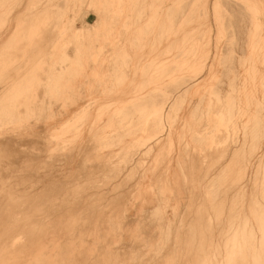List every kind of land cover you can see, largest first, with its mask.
I'll list each match as a JSON object with an SVG mask.
<instances>
[{
	"label": "rangeland",
	"instance_id": "obj_1",
	"mask_svg": "<svg viewBox=\"0 0 264 264\" xmlns=\"http://www.w3.org/2000/svg\"><path fill=\"white\" fill-rule=\"evenodd\" d=\"M250 205L264 0H0L1 263L210 264Z\"/></svg>",
	"mask_w": 264,
	"mask_h": 264
},
{
	"label": "bare ground",
	"instance_id": "obj_2",
	"mask_svg": "<svg viewBox=\"0 0 264 264\" xmlns=\"http://www.w3.org/2000/svg\"><path fill=\"white\" fill-rule=\"evenodd\" d=\"M42 18V17H41ZM38 24V23H37ZM23 28V27H22ZM16 32V31H15ZM22 32V31H21ZM17 34V33H16ZM14 35V34H13ZM87 52V51H86ZM19 53V52H18ZM23 53V52H22ZM28 53V52H27ZM17 55V54H16ZM17 57V56H16ZM32 59V58H31ZM21 68V67H20ZM15 71V70H14ZM21 72V71H20ZM15 73V72H14ZM12 74V73H11ZM8 78V77H7ZM29 80V79H28ZM19 85V84H18ZM30 86V85H29ZM18 87V86H17ZM37 95V94H36ZM44 104V103H43ZM14 106V105H13ZM19 106V105H18ZM15 107V106H14ZM31 110V109H30ZM22 112V111H21ZM40 116V115H39ZM222 132V131H221ZM229 136V135H228ZM219 140V139H218ZM224 146H226V145H224ZM218 149V148H217ZM209 152H211V151H209ZM208 152V153H209ZM220 152V151H219ZM231 152V151H230ZM218 154V153H217ZM205 155V154H204ZM196 156V155H195ZM200 156V155H199ZM224 156V155H223ZM229 156V155H228ZM212 157V156H211ZM141 158V157H140ZM206 158V157H205ZM215 160V159H214ZM222 160V159H221ZM206 161V160H205ZM232 161V160H231ZM202 162V161H201ZM234 162V161H233ZM5 163V162H4ZM216 163H218V162H216ZM201 164V163H200ZM230 164V163H229ZM232 164V163H231ZM238 164H240V163H238ZM55 165V164H54ZM213 165H215V164H213ZM241 165V164H240ZM240 165H237L238 167L240 166ZM206 166H207V164H206ZM209 167V166H208ZM232 167V166H231ZM203 168V167H202ZM205 168V167H204ZM228 168H230L229 166H228ZM233 168V167H232ZM208 169V168H207ZM210 169V168H209ZM235 169V168H234ZM239 169V168H238ZM202 170V169H201ZM200 170V171H201ZM236 170V169H235ZM89 171V170H88ZM207 171V170H206ZM239 171V170H238ZM237 171V172H238ZM234 172V171H233ZM203 173H204V171H203ZM205 173H207V172H205ZM231 173V172H230ZM240 173H241V171H240ZM26 174V173H25ZM96 174V173H95ZM114 174V173H113ZM190 174V173H189ZM208 174V173H207ZM205 175V174H204ZM241 175V174H240ZM79 176V175H78ZM77 176V177H78ZM94 176V175H93ZM206 176V175H205ZM227 177L229 176V175H226ZM231 176V175H230ZM98 177V176H97ZM101 177V176H100ZM231 177H229V179H230ZM234 178V177H233ZM237 178V177H236ZM235 178V179H236ZM39 179V178H38ZM97 180V179H96ZM227 180H228V178H227ZM233 180V179H232ZM37 181V180H36ZM98 181V180H97ZM229 182L231 181V180H228ZM70 182V181H69ZM86 183H87V181H85ZM103 182V181H102ZM106 182V181H105ZM235 182V181H234ZM74 183V182H73ZM115 183V182H114ZM58 184V183H57ZM251 184V183H250ZM250 184L248 183V186H247V188L248 187H250ZM45 185V184H44ZM79 184H77V186H78ZM245 185H246V183H245ZM67 186V185H66ZM33 187V186H32ZM65 187V186H64ZM240 187V186H239ZM53 188V187H52ZM51 189V188H50ZM54 191V190H53ZM223 191V190H222ZM228 191V190H227ZM4 192V191H3ZM59 192V191H58ZM52 193V192H51ZM67 193V192H66ZM11 194V193H10ZM13 194V193H12ZM41 194V193H40ZM3 196V195H2ZM41 196V195H40ZM60 196V195H59ZM80 196H81V194H80ZM226 196V195H225ZM57 197V196H56ZM100 197V196H99ZM49 198V197H48ZM87 198V197H86ZM20 199V198H19ZM56 199V198H55ZM69 199V198H68ZM89 199V198H88ZM120 199V198H119ZM17 200V199H16ZM35 200V199H34ZM54 200V199H53ZM234 200V199H233ZM14 201V200H13ZM66 201V200H65ZM101 201V200H100ZM12 202V201H11ZM21 202V201H20ZM45 202V201H44ZM60 202V201H59ZM228 202V201H227ZM237 202V201H236ZM24 203V202H23ZM249 203V202H248ZM14 204V203H13ZM38 204V203H37ZM45 204V203H44ZM49 204V203H48ZM60 204V203H59ZM232 204V203H231ZM64 205V204H63ZM16 206V205H15ZM24 206V205H23ZM80 206V205H79ZM12 207H14V205L12 206ZM25 207V206H24ZM4 208H6V207H4ZM9 208V210H10V212H12L11 210L13 209H10V207H8ZM15 208V207H14ZM28 208V207H27ZM85 208V207H84ZM106 208H108V207H106ZM20 209V208H19ZM9 210H7V211H9ZM19 211H21V209L19 210ZM33 211V210H32ZM44 211V210H43ZM52 211V210H51ZM56 211H58L57 209H56ZM105 211V210H104ZM1 212V211H0ZM10 212H8V213H10ZM24 212H25V210H24ZM28 211H26V213H27ZM36 212V211H35ZM45 212V211H44ZM44 212L42 213L43 215H44ZM250 212H251V214H250V216H253L252 217V219H254V221L257 223V231H258V233L256 234V235H251V237H249V238H245V237H242V236H239V237H242V238H240V240H235V242L233 241V242H230L231 244L230 245H228L229 246V248L227 249L225 246H224V248H223V250H224V254H220L219 256H218V259L217 260H215V261H217V262H214V261H210L209 263L210 264H264V205L263 206H255V207H251V205H250ZM15 213V212H14ZM23 213V212H22ZM30 213H31V211H30ZM33 213V212H32ZM47 213V212H46ZM62 213V212H61ZM70 213V212H69ZM78 213V212H77ZM80 213V212H79ZM81 213H83V211L81 212ZM23 214H25V213H23ZM22 214V215H23ZM29 214V213H28ZM28 214H27V218H28ZM36 214V213H35ZM35 214H33V215H31V216H34ZM0 215H2L1 213H0ZM9 215V214H8ZM21 215V216H22ZM37 215V214H36ZM40 215V214H39ZM38 215V216H39ZM46 215V214H45ZM58 215H60V214H58ZM119 215V214H118ZM3 216V215H2ZM4 216H6V215H4ZM26 216V215H25ZM25 216H23L22 218H24ZM42 216V215H41ZM40 216V217H41ZM53 216H56V217H59V216H57V212H56V215L54 214V215H52V217ZM93 216V215H92ZM114 216V215H113ZM120 216V215H119ZM204 216V215H203ZM221 216V215H220ZM1 217V216H0ZM12 217V216H11ZM30 217V216H29ZM37 217V216H36ZM44 217V216H43ZM46 217H47V215H46ZM50 217V216H49ZM75 217V216H74ZM21 218V219H22ZM34 218H35V216H34ZM42 218V217H41ZM40 218V219H41ZM69 218V217H68ZM71 218V217H70ZM3 219V218H2ZM2 219H0V220H2ZM36 219H38V218H36ZM47 219V218H46ZM52 219V218H51ZM50 219V222L52 221ZM53 219H55L54 217H53ZM108 219V218H107ZM4 220V219H3ZM9 220V219H8ZM27 220V219H26ZM30 220V219H29ZM32 220V219H31ZM48 220V219H47ZM56 220V219H55ZM72 220V219H71ZM22 221V220H21ZM24 221H25V218H24ZM36 221V222H35ZM35 221H33V222H35V223H37L38 224V222L40 223V221H38V220H35ZM44 221V220H43ZM46 221V220H45ZM44 221V222H45ZM49 221V220H48ZM54 221V220H53ZM206 221V220H205ZM0 222H2V221H0ZM4 222V221H3ZM6 223H7V221H5ZM10 222V221H9ZM29 222V221H28ZM44 222H42L41 221V223L42 224H38L39 226H40V228H41V225H44ZM63 222V221H62ZM78 222V221H77ZM99 222H101V221H99ZM22 223H24V222H22ZM53 223V222H52ZM60 223V222H59ZM126 223V222H125ZM51 224V223H50ZM74 224V223H73ZM76 224V223H75ZM100 224V223H99ZM6 225V224H5ZM36 225V224H35ZM35 225H34V227H35ZM59 225V224H58ZM62 225V224H61ZM148 225V224H147ZM21 226V225H20ZM19 226V227H20ZM38 226V227H39ZM52 225H50L49 227H51ZM54 226V225H53ZM63 226V225H62ZM98 226H101V225H98ZM98 226H97V228H98ZM120 226V225H119ZM250 226V225H249ZM0 227H3V225H1L0 224ZM44 227H46V226H44ZM70 227V226H69ZM187 227H188V225H187ZM210 227V226H209ZM33 228V227H32ZM36 228V227H35ZM91 228V227H90ZM103 228H104V226H103ZM130 228H132V227H130ZM18 229V228H17ZM25 229V228H24ZM27 229V228H26ZM46 229H48V227L46 228ZM50 229V228H49ZM52 229H53V227H52ZM102 229V228H101ZM104 229H106V228H104ZM151 229V228H150ZM250 229V228H249ZM3 230H5L4 228H3ZM33 230H35V229H33ZM42 230H44L43 228H42ZM141 230H144V229H141ZM239 230V229H238ZM20 231V230H19ZM25 231V230H24ZM30 231H32V230H30ZM40 231H41V229H40ZM54 231V230H53ZM52 231V232H53ZM71 231H73V230H71ZM102 232H104L103 230H101ZM244 231V230H243ZM29 232V231H28ZM33 232V231H32ZM31 232V233H32ZM67 232V231H66ZM221 232H223V231H221ZM4 233H5V231H4ZM11 233V232H10ZM21 232H19V234H20ZM41 233V235H42V232H40ZM63 233V232H62ZM61 233V234H62ZM143 233H144V231H143ZM149 233H150V231H149ZM239 233V232H238ZM29 234V233H28ZM53 234V233H52ZM72 234V233H71ZM101 234V233H100ZM142 234V233H141ZM155 234V233H154ZM153 234V235H154ZM197 234H198V232H197ZM200 234V233H199ZM210 234V233H209ZM5 235H7V234H5ZM16 235V234H15ZM21 236H22V234H20ZM31 235V234H30ZM14 236V235H13ZM24 236H27V235H25L24 234ZM29 236V235H28ZM32 237H33V235H31ZM30 236V237H31ZM40 236V235H39ZM99 236V235H98ZM101 236V235H100ZM227 236V235H226ZM6 237V236H5ZM5 237H3V238H5ZM16 237V236H15ZM103 237H105V236H103ZM159 237V236H158ZM200 237V236H199ZM238 237V238H239ZM19 238V237H18ZM29 238V237H28ZM35 238V237H34ZM34 238H33V241H34ZM202 238V237H201ZM22 239H23V237H22ZM25 239H27V238H25ZM25 239L24 240H22L23 242L25 241ZM31 239V238H30ZM100 239V238H99ZM98 239V240H99ZM150 239V238H149ZM199 239V238H198ZM228 239V238H227ZM7 240V239H6ZM9 240V239H8ZM43 240V239H42ZM153 240V239H152ZM151 240V241H152ZM32 241V240H31ZM89 241V240H88ZM197 241V240H196ZM203 241V240H202ZM201 241V242H202ZM227 241V240H226ZM28 242V241H27ZM26 242V243H27ZM41 242V241H40ZM153 243V242H152ZM200 243V242H199ZM204 243V242H203ZM17 244V243H16ZM21 242L19 243V244H17V246H16V250H17V248H19L21 245ZM106 244V243H105ZM201 244V243H200ZM27 245V247H29L28 245L29 244H26ZM140 245V244H139ZM153 245H154V243H153ZM191 245V244H190ZM2 247H0V248H5L6 247V242H3V244L1 245ZM22 246H25V245H22ZM98 246V245H97ZM201 246V245H200ZM14 247H15V244H14ZM106 247V246H105ZM126 247V246H125ZM22 248V247H21ZM106 248H108V247H106ZM105 248V249H106ZM152 248H154L153 246H152ZM218 248V247H217ZM28 249V248H27ZM82 249V248H81ZM95 249H96V247H95ZM128 249H130V248H128ZM190 249V248H189ZM203 249V248H202ZM207 249V248H206ZM227 249V251L225 252V250ZM22 250V249H21ZM33 250V249H32ZM32 250H29V251H32ZM61 250V249H60ZM107 250V249H106ZM125 250V249H124ZM138 250V249H137ZM182 250V249H181ZM15 251V250H14ZM24 251V250H23ZM22 251V252H23ZM73 251H74V249H73ZM72 251V252H73ZM79 251H81V250H79L78 249V253H79ZM96 251V250H95ZM98 252H99V250H97ZM108 251H109V249H108ZM196 251V250H195ZM216 251V250H215ZM18 252V251H17ZM61 252V251H60ZM177 252H178V250H177ZM186 252V251H185ZM197 252V251H196ZM6 253H9V251L8 252H6ZM25 253V252H24ZM73 253H75V254H77L76 252H73ZM94 253V252H93ZM108 252H106V254H107ZM202 253V252H201ZM200 253V254H201ZM222 253H223V251H222ZM3 254V253H2ZM18 254H19V252H18ZM80 254V253H79ZM95 254V253H94ZM100 254V253H99ZM151 254V253H150ZM175 254H176V252H175ZM195 254V253H194ZM193 254V255H194ZM208 254V253H207ZM24 255V254H23ZM72 255V254H71ZM116 255V254H115ZM149 255V254H148ZM7 256V255H6ZM5 256V257H6ZM20 255H18V257H19ZM27 256V255H26ZM79 257H80V255H78ZM78 256L76 255L75 257H76V259L78 258ZM92 256H93V254H92ZM122 256V255H121ZM126 256V255H125ZM124 256V257H125ZM145 256V255H144ZM143 256V257H144ZM166 256V255H165ZM186 256H187V254H186ZM185 256V257H186ZM188 256H189V254H188ZM15 254H14V256H13V258H11V259H9L8 257L6 258V259H9V260H2V263L0 262V264H37L38 263V260L36 261V259H35V257L34 256H32V258L30 259V258H28V257H25V258H18ZM21 257V256H20ZM120 257V256H119ZM136 257V256H135ZM147 257V256H146ZM167 257V256H166ZM177 257V256H176ZM179 257H180V255H179ZM184 257V256H183ZM183 257H182V259H183ZM195 257H197V256H195ZM3 258V257H2ZM71 258V257H70ZM74 258V257H73ZM95 258V257H94ZM148 258V257H147ZM162 258V257H161ZM160 258V259H161ZM174 258V257H173ZM172 258V259H173ZM188 258V257H187ZM30 259V260H29ZM80 259V258H79ZM167 258H165V260H166ZM169 259V258H168ZM190 259V258H189ZM193 259H194V257H193ZM192 259V260H193ZM196 259V258H195ZM211 259V258H210ZM209 259V260H210ZM110 260V259H109ZM174 260V259H173ZM185 260V259H184ZM184 260H180L182 263H184L185 261ZM192 260H190V261H192ZM208 260V261H209ZM40 261V260H39ZM43 261V260H42ZM75 261V260H74ZM88 261V260H87ZM162 261H163V259H162ZM167 261V260H166ZM172 261V260H171ZM184 261V262H183ZM201 261V260H200ZM203 261V260H202ZM205 261V260H204ZM203 261V262H204ZM41 262V261H40ZM85 261L83 260V263H84ZM91 262V261H90ZM131 262V261H130ZM144 262V261H143ZM165 262V261H164ZM163 262V263H164ZM173 262V261H172ZM180 262V264H182ZM186 262H188L187 260H186ZM195 262V261H194ZM87 263V262H86ZM95 263V262H94ZM135 263V262H134ZM156 263H157V261H156ZM161 263V262H160ZM169 263V262H168ZM179 263V262H178ZM177 263V264H178ZM85 264V263H84ZM89 264V263H88ZM96 264V263H95ZM176 264V263H175ZM189 264V263H188ZM202 264V263H201ZM204 264V263H203Z\"/></svg>",
	"mask_w": 264,
	"mask_h": 264
}]
</instances>
